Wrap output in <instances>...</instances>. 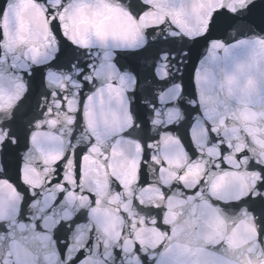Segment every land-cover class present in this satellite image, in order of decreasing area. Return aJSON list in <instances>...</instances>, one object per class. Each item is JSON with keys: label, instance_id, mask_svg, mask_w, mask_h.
I'll use <instances>...</instances> for the list:
<instances>
[{"label": "snow or ice", "instance_id": "1", "mask_svg": "<svg viewBox=\"0 0 264 264\" xmlns=\"http://www.w3.org/2000/svg\"><path fill=\"white\" fill-rule=\"evenodd\" d=\"M37 3L44 10L15 28L0 14V111L31 93L50 114L56 98L81 113L88 146L53 143L49 159L44 122L9 116L0 264H264V137L248 119L249 105L264 109V0ZM146 123L163 130L134 137ZM105 167L118 181L110 197Z\"/></svg>", "mask_w": 264, "mask_h": 264}, {"label": "water", "instance_id": "2", "mask_svg": "<svg viewBox=\"0 0 264 264\" xmlns=\"http://www.w3.org/2000/svg\"><path fill=\"white\" fill-rule=\"evenodd\" d=\"M200 3H203L205 8L211 7V0H199ZM23 4L25 5L21 8V0H0V14H3L8 20L11 21V27L15 28L21 21L31 22L34 18L38 16L40 11L44 10V5L42 3H37V0H23ZM189 10H191V0H189ZM170 19V18H169ZM0 23H3V20L0 19ZM113 24L119 25V20H113ZM195 34V33H193ZM161 36L164 35V30H161ZM146 38L151 41V36H146ZM112 46V41H109V47ZM96 51H100L99 48L94 49ZM86 51V50H85ZM245 59V57H241ZM259 89L261 94H264V81H261L259 84ZM72 93H68V99H72ZM190 99V97H189ZM57 99L52 98L45 102L47 107L52 109L50 114H42L40 109L36 107L37 101L32 96L31 93H25L22 101L19 104V107L16 109V112H12L11 110L7 111H0V144H3L5 137L9 134V116L16 115L18 113L29 112L31 118L36 119L37 121L42 120L44 122V126L41 129L46 133H50L51 136L56 138V141H49L45 143L41 140L42 145L48 149L46 155H48L49 159H52L57 154L51 152L53 147V143H59L60 146L63 147L65 152L71 154L73 148L75 147L77 151L85 149L88 144L83 139L84 135L87 133L85 132V124L82 120L81 113L72 111V105L64 102L62 108L57 107ZM232 106L235 108L237 107V101L235 99L232 100ZM252 111L248 113V119L251 121L250 128L257 134V138L264 137V116H260L259 113L264 110L261 106L256 104H251L248 106ZM190 112V109L187 105V101H185V105L181 110V115L184 116V119H177L175 124L179 127L184 126V122L187 119V116ZM67 117V119H66ZM51 120H55L54 124H49L48 122ZM231 124V121H229ZM163 129L157 128L154 132L152 130V125L145 124L143 127L137 129L132 133L134 137L139 138L140 140H147L149 138H156L159 133ZM11 131L15 132V129H11ZM241 135L245 136V139L248 141L249 144L253 143L252 138L247 136L244 132L243 128H241ZM115 139V138H113ZM111 141L109 142V148L105 149L104 151L107 152L110 156V145ZM22 144H24V140L22 139ZM35 151V150H34ZM36 155H40L39 152H36ZM105 166L108 164V161L104 159L103 155L97 157ZM37 167L45 166V161L43 159L38 160L36 162ZM102 171L108 174V194L109 197L115 195L119 189L117 188V182L115 181V177L111 175V170L105 167ZM175 190V189H174ZM183 190V189H181ZM85 195H89L85 193ZM91 198V197H90ZM79 203V201H77ZM105 203H108V198H105ZM94 206V205H93ZM112 209H115L114 213H117V205L112 203L109 205ZM75 209H73L74 211ZM139 215L147 216V210L144 212H139V209H134ZM87 208L83 209L80 213V217L83 219L86 217ZM118 214L125 217L124 223L121 226V231L123 234L131 235V225L129 224L128 218L123 213V209L118 210ZM87 223V220H85ZM2 231V228H0ZM96 234V226L95 224L92 225V232L90 233L91 236H95Z\"/></svg>", "mask_w": 264, "mask_h": 264}, {"label": "clouds", "instance_id": "3", "mask_svg": "<svg viewBox=\"0 0 264 264\" xmlns=\"http://www.w3.org/2000/svg\"><path fill=\"white\" fill-rule=\"evenodd\" d=\"M117 2H118V0H117ZM183 118H184V116L182 115V119ZM114 203H115V201H114ZM112 211L115 212V209L113 208ZM257 227H259V225H257Z\"/></svg>", "mask_w": 264, "mask_h": 264}]
</instances>
